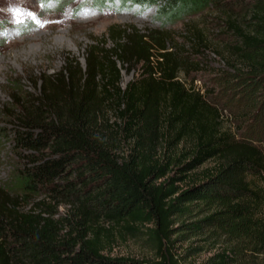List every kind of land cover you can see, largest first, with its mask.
Wrapping results in <instances>:
<instances>
[{
  "label": "trees",
  "instance_id": "16d2710c",
  "mask_svg": "<svg viewBox=\"0 0 264 264\" xmlns=\"http://www.w3.org/2000/svg\"><path fill=\"white\" fill-rule=\"evenodd\" d=\"M128 1L156 6L162 24L216 3ZM256 7L244 26L223 13L234 39L216 71L229 99L257 89L264 98V2ZM137 32L119 30L109 50L90 46L84 67L65 58L32 93L15 85L9 193L38 200L16 210L0 190V264H179L175 244L189 242L192 253L195 239L222 247L207 264L264 258V147L224 123L225 106L194 85L160 34ZM120 66H139V77L121 87ZM263 104L257 97L233 120L264 117ZM123 234L144 235L154 257L112 254Z\"/></svg>",
  "mask_w": 264,
  "mask_h": 264
},
{
  "label": "rangeland",
  "instance_id": "374dc122",
  "mask_svg": "<svg viewBox=\"0 0 264 264\" xmlns=\"http://www.w3.org/2000/svg\"><path fill=\"white\" fill-rule=\"evenodd\" d=\"M261 2L264 0H216L215 5L202 12L186 16L174 23L162 24L155 16L156 6L145 9L127 0H106L100 4L95 0H0L1 196L4 198L8 194L13 199L16 210L28 209L38 200L32 196L16 198L9 193V188L15 185L14 171L18 165L12 147L13 109L10 107L15 99V85L18 84L21 91L34 92L40 83L39 77L59 72L65 58H77L84 67L86 50L90 46H95L97 50L111 49L115 45L114 37L119 30L130 33L138 31L137 35H148L150 32L160 34L164 38L162 40L167 42L166 51L172 53L171 56L178 61L187 62L186 69L190 72L194 85L202 92L209 89V97L218 101L220 106H225L226 111H222L224 123L231 125L234 131L235 127L240 126V132L248 133L249 137L264 147V117L247 119L244 124H241L242 120H233L250 112V106L257 97L259 103L263 104V89H257L259 95L256 98L249 95L241 97L240 90L233 99L226 98L217 75L219 72L216 71L225 67L219 54L225 52L226 46L234 39L232 32L224 24L226 16L223 13H230L236 23L244 26ZM244 20L245 24L242 23ZM198 36L203 40L201 47L197 44ZM120 68L121 87L139 77V66L130 72H126L122 66ZM234 92H231V96ZM228 109H232V112L229 113ZM259 119L263 122H259ZM253 131L257 133L253 134ZM18 152L22 156L27 154L25 151ZM42 199L55 205L50 197L45 196ZM145 238L144 235L118 236L111 245V252L114 255L138 259L154 257ZM197 240L192 245L200 246L201 249L192 253L185 252L189 242L179 241L175 244L173 253L179 264H207L208 258L222 248L213 242L203 244ZM247 255L246 253L245 257ZM254 260L255 262L248 264H264L261 256H254Z\"/></svg>",
  "mask_w": 264,
  "mask_h": 264
},
{
  "label": "snow or ice",
  "instance_id": "6c2138e0",
  "mask_svg": "<svg viewBox=\"0 0 264 264\" xmlns=\"http://www.w3.org/2000/svg\"><path fill=\"white\" fill-rule=\"evenodd\" d=\"M42 26V25H41Z\"/></svg>",
  "mask_w": 264,
  "mask_h": 264
}]
</instances>
